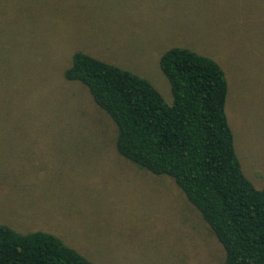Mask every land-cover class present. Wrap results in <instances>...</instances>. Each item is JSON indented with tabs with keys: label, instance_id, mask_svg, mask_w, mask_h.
Masks as SVG:
<instances>
[{
	"label": "rangeland",
	"instance_id": "1",
	"mask_svg": "<svg viewBox=\"0 0 264 264\" xmlns=\"http://www.w3.org/2000/svg\"><path fill=\"white\" fill-rule=\"evenodd\" d=\"M217 60L244 173L264 185V0H0V222L95 264H225L182 189L117 150V126L64 77L76 50L149 79L170 46Z\"/></svg>",
	"mask_w": 264,
	"mask_h": 264
},
{
	"label": "trees",
	"instance_id": "2",
	"mask_svg": "<svg viewBox=\"0 0 264 264\" xmlns=\"http://www.w3.org/2000/svg\"><path fill=\"white\" fill-rule=\"evenodd\" d=\"M159 65L171 102L149 79L81 50L63 75L114 120L119 153L175 180L223 245L225 264H264V185L244 173L236 153L223 67L182 45L168 47ZM0 264L95 263L53 232L0 222Z\"/></svg>",
	"mask_w": 264,
	"mask_h": 264
}]
</instances>
